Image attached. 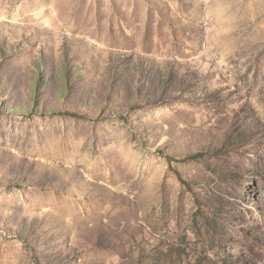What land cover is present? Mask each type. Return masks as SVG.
Wrapping results in <instances>:
<instances>
[{
    "label": "rangeland",
    "instance_id": "1",
    "mask_svg": "<svg viewBox=\"0 0 264 264\" xmlns=\"http://www.w3.org/2000/svg\"><path fill=\"white\" fill-rule=\"evenodd\" d=\"M0 264H264V0H0Z\"/></svg>",
    "mask_w": 264,
    "mask_h": 264
}]
</instances>
